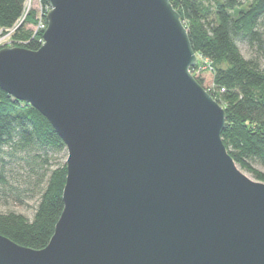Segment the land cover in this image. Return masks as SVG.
Listing matches in <instances>:
<instances>
[{"label": "water", "instance_id": "obj_1", "mask_svg": "<svg viewBox=\"0 0 264 264\" xmlns=\"http://www.w3.org/2000/svg\"><path fill=\"white\" fill-rule=\"evenodd\" d=\"M48 1L38 48L0 47V87L62 136L64 206L41 248L0 232V264H264V181L171 0Z\"/></svg>", "mask_w": 264, "mask_h": 264}, {"label": "trees", "instance_id": "obj_2", "mask_svg": "<svg viewBox=\"0 0 264 264\" xmlns=\"http://www.w3.org/2000/svg\"><path fill=\"white\" fill-rule=\"evenodd\" d=\"M48 3V0H42ZM25 0H0V28L10 27L23 12ZM188 28L198 60L191 67L205 87L203 73L210 70L216 90L206 87L225 103L227 113L222 138L228 151L242 168L264 180V171L254 161L264 164V65L244 56L239 42L264 46V0H171ZM35 9L30 10L14 37L25 41L20 45L38 48L37 36H32ZM44 30L38 32L43 35ZM201 59L205 70L196 72ZM199 69V68H198ZM10 146V154L19 148L42 150L36 157L43 167L39 182L45 180L32 218L16 211H0V232L15 241L35 248L45 246L54 232L62 212L66 163L54 168L48 163L49 149L61 150L66 145L51 121L26 100L17 98L0 87V152ZM35 155V154H34ZM9 185V188L6 185ZM0 186L8 192L13 185L5 169L0 167Z\"/></svg>", "mask_w": 264, "mask_h": 264}, {"label": "rangeland", "instance_id": "obj_3", "mask_svg": "<svg viewBox=\"0 0 264 264\" xmlns=\"http://www.w3.org/2000/svg\"><path fill=\"white\" fill-rule=\"evenodd\" d=\"M35 6L36 8L39 7L38 0L35 2ZM34 16L36 19V10ZM27 26L32 28V23H29ZM14 33L15 31H13L9 37V40L12 42L7 41L2 46L19 44V41L17 42V40L20 38L14 37ZM239 47L244 56L252 58L261 65H264V46L260 48L246 41H240ZM204 62L205 60L201 59L198 65L199 69H196L197 73H199L201 70H205ZM202 76L206 87L216 90V85L213 82L212 72L210 70H206ZM221 104L225 108V103L222 102ZM9 150H11L10 146L6 145L0 152V167L5 169L6 175L9 179V184L13 185V187L8 192L5 188H1L0 186V211L12 209L22 212L29 218H32L41 195L42 187L45 184V180L39 182V175L43 170V167L37 162V160L39 161L40 157H36L38 152L43 154V151L37 149L28 151L27 149L19 148L15 150L13 154H10ZM45 156H48L49 158L48 163L45 164V166L54 168L58 165L66 163L68 150L66 146L61 150L49 149L47 151V155L45 154ZM253 163L254 166L264 171L263 163L258 161H254ZM242 169L249 176L257 179L251 171L247 170L246 168ZM6 187L9 188V185L7 184Z\"/></svg>", "mask_w": 264, "mask_h": 264}, {"label": "built area", "instance_id": "obj_4", "mask_svg": "<svg viewBox=\"0 0 264 264\" xmlns=\"http://www.w3.org/2000/svg\"><path fill=\"white\" fill-rule=\"evenodd\" d=\"M38 1H39V7L36 8L35 2H37V0H25L23 12H22L21 16L18 18V20L14 23V25H12L10 27H1L0 28V47H2V45H4L7 41H10L9 37L11 36L12 32L16 31L18 29V27L25 21V17L27 15V13L32 9L36 10V19H35L36 21L34 23H32V36H37L39 41L41 43L43 42V40H44L43 35L39 36L38 32L40 30H45V28L47 26L46 13L50 8V3L46 4L42 0H38ZM18 41L20 43V42H23L25 40L20 38L17 40V42ZM10 42H12V41H10Z\"/></svg>", "mask_w": 264, "mask_h": 264}]
</instances>
